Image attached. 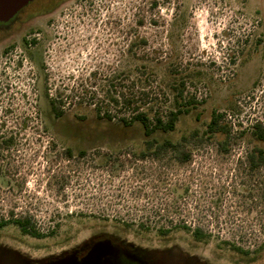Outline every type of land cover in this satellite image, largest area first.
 Here are the masks:
<instances>
[{"label":"rangeland","instance_id":"rangeland-1","mask_svg":"<svg viewBox=\"0 0 264 264\" xmlns=\"http://www.w3.org/2000/svg\"><path fill=\"white\" fill-rule=\"evenodd\" d=\"M23 13L31 16L21 31L0 45L13 47L8 74L0 56V221L8 222L1 241L44 259L108 235L171 252L155 256L160 264H264V168L250 169L246 158L264 143L236 136L264 123V0H33ZM172 58L179 70L200 73L187 90L202 104L168 137L224 111L233 137L226 152L192 143L184 164L170 152L139 159V128L123 132L116 120L96 117L97 105L140 76V62ZM156 73L147 102L165 112L170 98ZM50 99L61 102V118ZM18 219L44 237H23L10 223ZM175 224L201 227L210 238L157 231Z\"/></svg>","mask_w":264,"mask_h":264},{"label":"trees","instance_id":"trees-1","mask_svg":"<svg viewBox=\"0 0 264 264\" xmlns=\"http://www.w3.org/2000/svg\"><path fill=\"white\" fill-rule=\"evenodd\" d=\"M156 5V4H155ZM139 43L145 45V40H139ZM132 46L129 52H132ZM142 58H140V61ZM137 78L131 79L127 85L122 84L121 90L118 92L114 90V94L107 96V104L101 106L97 105L94 109L96 117L104 120L107 124H113L112 121L116 120V124L121 131L126 132L129 129L139 128L141 132V149L136 157L139 159L151 158L158 160L162 155L170 152L174 160L179 164L187 163L190 160L191 152L187 148L190 144L201 145L204 143H217L224 152L227 151V146L232 137V126L227 120L229 116L224 111L212 110L207 122L202 126L196 127L188 132L182 133L176 140L168 137L169 134L174 133L176 125L179 120L191 114L192 111L197 109L202 104L197 98L188 92V84L190 78L194 77L199 72H191V74L181 71L177 68V62L174 58L168 63L155 62L139 64ZM137 71V69H136ZM160 72L162 76L163 86L170 98V108L165 112L155 110L154 104L147 102V87L150 78H157V73ZM134 73V72H128ZM200 74V73H199ZM117 85H112V87ZM115 87V88H116ZM50 111L55 118H61L63 110L61 109V102L50 99L48 101ZM113 105L118 111L116 115H112L108 107ZM79 105H81L79 103ZM90 105V104H89ZM96 105V104H94ZM199 120V118H197ZM249 135L250 138L256 142L264 143V123L262 121H255L252 124L250 131H238L237 137ZM67 157H71L70 150H66ZM80 156H84L85 152H80ZM250 169L264 168V149L254 147L246 156ZM18 226L20 232L24 235H30L35 238H42L44 234H40L34 226L30 223L29 219L11 220L10 223ZM8 222L0 221V228L5 226ZM126 228L130 227L129 223L124 224ZM140 229L149 230L148 227L140 225ZM182 229L189 231L195 242L206 243L210 238L209 234L201 227L190 229L184 224H175L168 228L161 226L157 231L161 236H167L172 230ZM229 248L235 253L242 256H249L250 252L244 250L233 243H226ZM262 246L259 247L261 249Z\"/></svg>","mask_w":264,"mask_h":264},{"label":"flooded vegetation","instance_id":"flooded-vegetation-1","mask_svg":"<svg viewBox=\"0 0 264 264\" xmlns=\"http://www.w3.org/2000/svg\"><path fill=\"white\" fill-rule=\"evenodd\" d=\"M25 7L21 8L11 18L0 19V45L8 42L11 35L20 32L26 18L31 16V13H23ZM36 35H40V37L32 41H35L36 45H38L43 41L41 37L42 32H38ZM12 49L13 47L9 44L4 45L0 49V56L4 60L3 65L6 66L3 72L6 74L9 72L7 70L9 69L8 65L10 64ZM12 224L14 223L12 222ZM22 236L31 237L25 234ZM31 238L40 240L43 237ZM17 239H12V241L25 245V241ZM167 253L171 252H160L158 254ZM158 254L151 250L137 247L125 239L98 235L81 242L75 247H69V249H66L60 255H50L47 258L41 259L28 256L26 253L18 250L17 247H12L10 244L2 242L0 238V264H157L159 262L155 256H159Z\"/></svg>","mask_w":264,"mask_h":264},{"label":"water","instance_id":"water-1","mask_svg":"<svg viewBox=\"0 0 264 264\" xmlns=\"http://www.w3.org/2000/svg\"><path fill=\"white\" fill-rule=\"evenodd\" d=\"M32 1L33 0H0V19L13 17L21 8Z\"/></svg>","mask_w":264,"mask_h":264}]
</instances>
